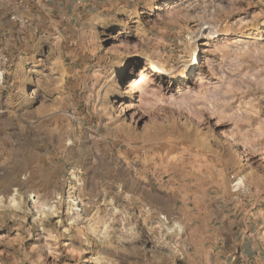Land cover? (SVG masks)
<instances>
[{"label": "rangeland", "instance_id": "obj_1", "mask_svg": "<svg viewBox=\"0 0 264 264\" xmlns=\"http://www.w3.org/2000/svg\"><path fill=\"white\" fill-rule=\"evenodd\" d=\"M243 262L264 0H0V264Z\"/></svg>", "mask_w": 264, "mask_h": 264}, {"label": "crops", "instance_id": "obj_2", "mask_svg": "<svg viewBox=\"0 0 264 264\" xmlns=\"http://www.w3.org/2000/svg\"><path fill=\"white\" fill-rule=\"evenodd\" d=\"M240 256L243 257L242 259L245 260V261L249 260L248 257H244L243 253H241ZM240 264H245V263L243 262V263H240ZM250 264H251V262H250Z\"/></svg>", "mask_w": 264, "mask_h": 264}, {"label": "bare ground", "instance_id": "obj_3", "mask_svg": "<svg viewBox=\"0 0 264 264\" xmlns=\"http://www.w3.org/2000/svg\"><path fill=\"white\" fill-rule=\"evenodd\" d=\"M153 71H157V66H154Z\"/></svg>", "mask_w": 264, "mask_h": 264}]
</instances>
